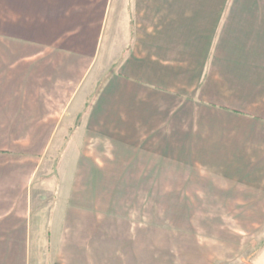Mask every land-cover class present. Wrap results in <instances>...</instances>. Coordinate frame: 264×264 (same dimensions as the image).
<instances>
[{
    "label": "crops",
    "instance_id": "obj_1",
    "mask_svg": "<svg viewBox=\"0 0 264 264\" xmlns=\"http://www.w3.org/2000/svg\"><path fill=\"white\" fill-rule=\"evenodd\" d=\"M197 3L0 0V264H45L50 235L69 264H105L100 225L113 190L125 178L129 189L144 185L131 166L111 165V144L119 157L127 143L167 144L173 157L218 172L193 187L215 201L206 205L264 206V73L253 44L263 33L239 29L240 58L225 71L228 36L193 17ZM77 228L95 244L81 246Z\"/></svg>",
    "mask_w": 264,
    "mask_h": 264
},
{
    "label": "rangeland",
    "instance_id": "obj_2",
    "mask_svg": "<svg viewBox=\"0 0 264 264\" xmlns=\"http://www.w3.org/2000/svg\"><path fill=\"white\" fill-rule=\"evenodd\" d=\"M193 11L197 13H193V17L198 20L202 15V26L225 29L224 34L228 36L222 56L225 71L232 70L233 60L240 58L233 54L231 41L232 38L237 40L238 30L250 26L256 33H263L253 43L257 50L253 61L256 70L264 73V0H198ZM253 82L255 80L246 83ZM154 144L155 150L160 151L143 149L138 142L124 144L121 157L111 144V165L121 170L131 166V178L144 180V185L142 189H129L132 181L125 178L119 190H113L112 212L110 217L106 216V226L100 225L109 233L105 234V241L112 252L106 255L105 264H244V260L255 263L257 258L264 261L263 255H251L264 248V206L206 205L215 201L196 197L199 191L195 194L193 187L207 188L216 183L218 172L206 164L199 162L194 166L184 158L173 157L179 153L165 151L163 146L167 144ZM72 148L73 144L69 143L64 150ZM183 184H188L187 190H183ZM183 191L193 194L192 198L184 199ZM257 202L264 203V200ZM77 230L81 228L75 231L81 246L95 244L92 235L87 239V233ZM58 234L61 236V231ZM61 240L49 236L47 257L41 256L45 250L42 242L44 249L40 250L39 260L43 258L45 264H69L65 254L60 253Z\"/></svg>",
    "mask_w": 264,
    "mask_h": 264
}]
</instances>
